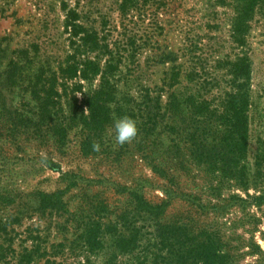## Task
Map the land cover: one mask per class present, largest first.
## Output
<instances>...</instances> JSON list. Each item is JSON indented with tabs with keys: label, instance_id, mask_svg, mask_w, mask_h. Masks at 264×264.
<instances>
[{
	"label": "rangeland",
	"instance_id": "374dc122",
	"mask_svg": "<svg viewBox=\"0 0 264 264\" xmlns=\"http://www.w3.org/2000/svg\"><path fill=\"white\" fill-rule=\"evenodd\" d=\"M65 1L77 9L83 25L96 30L109 48L122 54L115 75L119 95L135 94L143 85L154 94L164 86L161 105L166 92L172 90L179 99L177 108L183 110L161 117L145 143L137 135L131 142L118 144L114 114L99 138H94L99 151L85 154L81 150L78 123L68 131L60 149L47 132H35L25 121L18 123L15 110L31 115L33 101L22 87L4 77L7 63L21 49L27 51V61H33L31 67L19 60L21 66L26 65L22 68L25 76L29 67L55 68L63 59L68 33L63 27L61 0H0V226L8 231L0 230V255L6 256L0 258L1 264H17L18 255L31 246L36 234L40 238L35 241L54 252L49 257L52 262L43 257L37 259L38 264L84 260L128 264L129 255L115 250L113 236L106 230L111 224L121 228L119 215L134 207L132 191L153 204L167 201L156 223L185 227L189 235L206 233L229 264H264V199H255L264 193V17H254L247 36L251 105L242 162L246 179L238 180L234 167H226L218 155L225 149L217 137L219 127L217 133H202L197 139H203L208 154L197 157L191 153L188 132L194 129L193 116L185 100L194 94L217 104L231 90L229 77L218 63L239 52L230 37L232 8L216 0H141L138 9L125 15L119 9L121 0ZM132 43L138 46L134 51ZM163 53L171 56L162 61ZM172 72L178 75L168 88L163 83ZM143 150H152L149 157L154 161ZM259 156L262 159L257 162ZM50 160L61 172L49 166ZM69 174L77 176L70 187L74 179ZM57 190H64L62 211L47 208L42 212L39 192ZM97 214L104 216V233L101 247L91 250L79 235L86 218ZM148 230L156 231V225Z\"/></svg>",
	"mask_w": 264,
	"mask_h": 264
},
{
	"label": "trees",
	"instance_id": "16d2710c",
	"mask_svg": "<svg viewBox=\"0 0 264 264\" xmlns=\"http://www.w3.org/2000/svg\"><path fill=\"white\" fill-rule=\"evenodd\" d=\"M140 2L141 0H121L119 9L126 15L138 9ZM216 3L222 6L229 5L232 8L230 37L239 52L234 58L226 57L218 63L225 69L231 87L219 103L214 104L213 100L208 98H197L194 94L186 96L185 100L191 104L187 112H192L191 122L194 125L188 136L192 146L191 153L201 157L204 153H208L205 152V144L201 142L203 139H197L202 133L214 134L220 129L217 137L225 149L223 154L219 152L218 155L220 154L221 160L225 161L226 167H234L232 171L236 179L245 180V165L242 162L246 153L248 110L251 105V60L247 53V36L254 17L258 14L264 17V0H216ZM61 8L64 11V31L68 33V49L58 65L55 68L50 65L31 68L33 61H27L29 58L24 49L19 50L16 58L7 63L4 79L9 80L11 85L17 84L22 87L33 101V107H29L31 115L19 114V110H15L19 116L18 123L25 121L28 126L31 124L35 132H47L60 149L66 144L68 131L78 123L82 134L80 148L87 154L94 151L93 146L98 144L94 138H99L114 114L134 118L139 128L138 135L145 143L159 124L161 117H171L176 111L183 110V107L177 108L179 99L172 90L166 92L164 105H161L164 86L154 94L152 88L143 85L135 94L124 92L119 95L115 75L119 70L122 54L109 48L105 38L99 36L96 30L83 25L75 7H68L66 1L61 0ZM137 47L132 43L133 51ZM163 54L165 56L162 61L171 56V54ZM171 59L175 60V57ZM19 60L31 64L28 68L30 72L26 70L28 76H25V70L22 69H25L26 65L22 64V67ZM177 75L178 72H172L169 80H165L163 85L170 88ZM95 79H97L96 84H94ZM165 125L168 128L172 127ZM206 137L204 136V139ZM262 144L264 150V139ZM143 152L145 157L154 161V158L149 157L152 150L149 152L143 150ZM260 159L262 157L259 156L257 162ZM49 166L61 172L60 167L51 160ZM69 176L70 179L77 177L75 174ZM75 183V179L70 180L68 186ZM63 192L64 190L51 193L39 192L41 211L47 208L55 212L62 211L60 195ZM165 192L168 193L167 190ZM130 193L134 207L131 212L127 211L119 215L121 228L117 229L115 224H111L106 230L113 236L115 250L129 255L128 264H229L224 259L225 255L217 242L213 237L206 236V233L189 235L190 231L188 232L185 227L170 228V225L156 223V218L167 205V201L153 204L138 192ZM262 194L255 199H264V193ZM102 217L104 216L97 214L96 218H86V222L83 223L79 238L88 249L101 247V233H104L101 228ZM152 225H156V231L148 230ZM5 229L3 225L2 228L0 226V230L8 234ZM179 229L182 231H178ZM32 237L31 246L25 247L18 255L17 264H38V260L43 257L46 258L45 261L52 262L49 257L53 256L54 252L41 245V242L35 241L40 238L38 234ZM52 246L56 248L55 244ZM15 253L12 248L11 254ZM2 257L6 256L0 255V258ZM1 261L0 259V264ZM71 264H90V262L84 260Z\"/></svg>",
	"mask_w": 264,
	"mask_h": 264
},
{
	"label": "clouds",
	"instance_id": "9594fccd",
	"mask_svg": "<svg viewBox=\"0 0 264 264\" xmlns=\"http://www.w3.org/2000/svg\"><path fill=\"white\" fill-rule=\"evenodd\" d=\"M113 129L115 140L118 144L131 142L139 132L137 121L127 115L114 116ZM94 149L99 151L100 145L95 144Z\"/></svg>",
	"mask_w": 264,
	"mask_h": 264
}]
</instances>
